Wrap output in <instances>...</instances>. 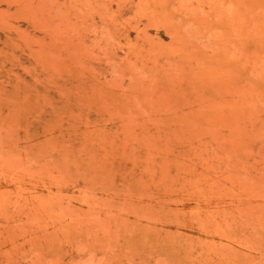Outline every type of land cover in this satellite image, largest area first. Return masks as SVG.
<instances>
[{
    "label": "rangeland",
    "instance_id": "obj_1",
    "mask_svg": "<svg viewBox=\"0 0 264 264\" xmlns=\"http://www.w3.org/2000/svg\"><path fill=\"white\" fill-rule=\"evenodd\" d=\"M0 264H264V0H0Z\"/></svg>",
    "mask_w": 264,
    "mask_h": 264
}]
</instances>
